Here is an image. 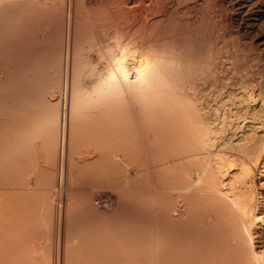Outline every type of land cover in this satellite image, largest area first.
I'll return each mask as SVG.
<instances>
[{
    "label": "bare ground",
    "instance_id": "bare-ground-1",
    "mask_svg": "<svg viewBox=\"0 0 264 264\" xmlns=\"http://www.w3.org/2000/svg\"><path fill=\"white\" fill-rule=\"evenodd\" d=\"M211 1L0 0V264L49 162L69 264H264V0Z\"/></svg>",
    "mask_w": 264,
    "mask_h": 264
},
{
    "label": "rangeland",
    "instance_id": "rangeland-1",
    "mask_svg": "<svg viewBox=\"0 0 264 264\" xmlns=\"http://www.w3.org/2000/svg\"><path fill=\"white\" fill-rule=\"evenodd\" d=\"M213 1L214 0H212L211 1L212 3H210V14L213 13L212 15L214 17L212 15L211 16H212L215 24L218 27H224L225 28V27H232V26L234 27L235 25L236 26L239 25L240 18H237V16L234 14V10H233L234 9L233 3H235L234 0H215L214 2ZM114 2L115 3L113 5H114V7L117 8V10L126 9L127 11H130V12L132 11L131 14L132 15L134 14L133 17L140 16V14H141L140 12L146 8V5L144 4V0H132V1L131 0H114ZM141 3H142V5H141ZM211 4H212V6H211ZM222 6H223V8H221ZM211 7H213V8H211ZM231 8H232V10H231ZM225 11L227 12V14L225 13ZM135 12H136V14H135ZM215 13H217V14H215ZM232 15H234V17ZM228 18H230V19H228ZM227 21H229V22H227ZM232 21H234V22H232ZM236 21H238V22H236ZM56 31H57V36H58V39L55 40L56 41V47L58 48V51L61 52V48L65 42H63V33H62L60 25L57 26ZM263 166H264L263 163L258 166V169L256 172H258L257 174H259V175L256 176L257 177L256 179H257V183H258V189L260 191H262V193H263L262 196L264 197V174H261L262 171L264 172ZM40 169H42V171L45 173V177H47L48 180H47V182L43 181V184L41 183L40 186H38L39 187L38 189L32 190L31 191L32 195L30 196L28 201H26V204L29 205V207H27L28 212H27L26 217L28 219L30 218L29 221H31V220L32 221L29 224V226H27V228L24 230V232L22 234L23 235L22 239L27 246L26 250L28 249V251L30 252L29 254H32L31 256L38 258V262H39L38 264H69V262L66 260V251H67L66 249H67L68 241L70 240L69 221L67 218L68 217V208H69V203H68V197L69 196H68V193L66 192V186L63 188V190H61V188H60V189H58V191H56L54 193H53V190H50L49 195H45L43 188L45 186L53 187L52 184H53L55 178L57 179L59 177V173L55 170V167L50 162L42 164ZM65 197H66V199H65ZM53 198H54V200H53ZM118 200L119 199L117 198L116 201H114L115 202L114 207H119L121 205V200H119V201ZM56 204H57V206H56ZM58 211H59V213H58ZM54 219H55V222H54ZM64 219H65V221H64ZM66 226H68V227H66ZM62 229H63V231H62ZM63 235H65V236H63ZM257 235L259 236L260 234H257ZM260 239H261L259 241L260 246L264 248V227H261V238ZM33 241L36 243L35 244L32 243ZM54 241H56V242H54ZM43 242H44V244H43ZM59 246L60 247L62 246V247L60 248ZM63 247H64V249H63ZM53 248H54L55 252H53L54 251Z\"/></svg>",
    "mask_w": 264,
    "mask_h": 264
}]
</instances>
